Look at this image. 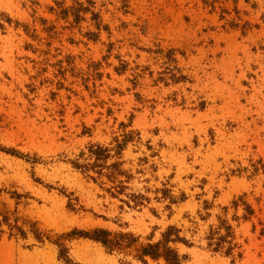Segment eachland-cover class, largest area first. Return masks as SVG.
<instances>
[{
  "label": "rangeland",
  "instance_id": "374dc122",
  "mask_svg": "<svg viewBox=\"0 0 264 264\" xmlns=\"http://www.w3.org/2000/svg\"><path fill=\"white\" fill-rule=\"evenodd\" d=\"M91 146L104 169H75ZM0 214L25 233L1 224L0 264H67L55 242L68 264H141L69 235L168 226L184 264H264V0H0ZM218 219L233 262L206 248Z\"/></svg>",
  "mask_w": 264,
  "mask_h": 264
},
{
  "label": "trees",
  "instance_id": "16d2710c",
  "mask_svg": "<svg viewBox=\"0 0 264 264\" xmlns=\"http://www.w3.org/2000/svg\"><path fill=\"white\" fill-rule=\"evenodd\" d=\"M90 1V0H88ZM91 2L89 5L91 6ZM90 7L83 8L82 5L77 6V8L64 9L61 11V14L67 18L69 15L74 20V23H79L82 21L80 14L89 13ZM92 19L96 22V29L100 31V24L98 23L99 16L97 14H92ZM105 30L107 28H104ZM91 37H97L96 34H89ZM171 79L174 83L181 81L183 78H176L172 76ZM125 142L118 145L116 147V155H119L123 148ZM107 149H102L101 147H93L89 148V153L91 157H94V163L92 165H77L73 164L75 169H79L81 171H88L90 168H100V170L104 169L105 161L110 157L108 155ZM12 153V152H10ZM101 163V164H99ZM118 164H112L109 169L118 171ZM120 173V172H119ZM101 175V173H99ZM117 183V182H115ZM115 191L120 193L123 188L119 186L114 187ZM245 195L239 197L237 200L232 202V207L235 211H237L239 205L244 206V214L242 216V220H247L250 216L254 214V211L251 209L249 205H247L243 199ZM139 198V197H138ZM133 199H135L133 197ZM137 205V204H136ZM223 212L227 213V208H223ZM2 220H0V226L2 223L8 225V227L12 230L15 229L17 233L23 237L25 233L23 232L22 227L10 226L8 224L7 217L0 214ZM233 220H238L237 217H233ZM34 232V237L39 242L42 241L41 235L36 234ZM181 231L175 226H168L161 234L160 238L156 242H152L151 239L146 244L137 245L138 238L134 237L132 234L128 233H111L104 229H94L91 232H76L73 231L69 236H77L79 238L90 240L94 243L101 245V247L107 253H127V251H134L133 258L140 262L141 264H147V261L150 260L152 262H163L164 264H184L187 260V256L179 255L178 251L173 247L175 245H183L184 247L190 248L191 244L185 240L184 237L180 236ZM151 238V237H150ZM235 236L233 228L227 223L224 219H218V226L211 227L209 229L208 235L206 237L207 245L206 248L209 249L213 253L223 254L227 258H232V262L234 261V251L238 249V245L234 243ZM59 248V257L63 259L67 264L70 263L67 257L65 256L66 250L62 244L59 242L54 243ZM236 257L241 258V254L238 253Z\"/></svg>",
  "mask_w": 264,
  "mask_h": 264
}]
</instances>
